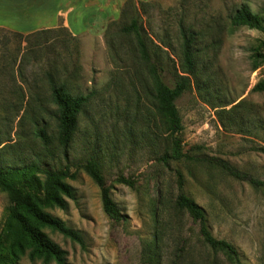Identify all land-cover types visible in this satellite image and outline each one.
<instances>
[{"label": "rangeland", "instance_id": "374dc122", "mask_svg": "<svg viewBox=\"0 0 264 264\" xmlns=\"http://www.w3.org/2000/svg\"><path fill=\"white\" fill-rule=\"evenodd\" d=\"M145 2L146 32L167 52L150 45L160 54L167 84L176 83L177 73L186 75L180 25L201 33L195 75L176 101L182 149L198 157L162 161L170 152L169 133L135 40L120 33L132 15L121 19L120 11L109 21L115 23L107 35L106 30L74 35L63 25L39 34L0 29V162L18 167L40 160L42 168L70 165L75 170L91 157L99 160L125 219L107 216L99 187L80 169L69 180L75 199L66 210L51 212L80 231L84 245L46 230L67 252L68 264H226L204 244L199 225L176 208L177 170L184 175L186 193L206 210L214 236L233 243L243 262L264 264L262 190L199 160L219 158L264 181V152L258 150L264 147V92L253 90L264 78V63L253 69L254 49L264 32L230 22L241 5L264 20V0ZM52 82L90 96L67 153L55 138ZM40 129L50 135L48 146L37 137ZM119 176L132 178L134 187L117 183ZM8 204L7 194L0 192V231ZM20 264L46 263L25 256Z\"/></svg>", "mask_w": 264, "mask_h": 264}, {"label": "trees", "instance_id": "16d2710c", "mask_svg": "<svg viewBox=\"0 0 264 264\" xmlns=\"http://www.w3.org/2000/svg\"><path fill=\"white\" fill-rule=\"evenodd\" d=\"M147 5L148 2L141 0L125 2L121 10V19L132 16L130 21L122 25L120 33L134 38L138 56L152 79L157 107L165 120L171 142L170 152L162 157V161L168 163L169 160L195 159L198 156H191L182 149L183 122L176 101L190 86L191 76L195 75L198 64V50L195 48L201 33L191 26L180 25L183 48L181 71L186 75H180L176 70L179 79L172 86L167 84L163 79L165 68L160 62V54L156 51L153 52L150 45L159 49L161 53L167 52L151 39L143 25L142 13ZM230 22L233 27L247 26V28L264 32V20L248 5L238 7L230 16ZM113 23L115 21L109 23L106 28V35L110 34ZM55 30L57 29H43L31 34ZM168 46L172 48L171 45L168 44ZM261 50H264V41L262 40L254 49L256 58L253 65L254 70L264 63V54ZM168 58L172 60L169 54ZM253 90L264 92V78L254 86ZM51 97L57 106L58 113L57 136L55 138L67 153L77 127L79 113L88 103L90 96L74 93L65 83L52 82ZM37 137L41 138L45 146H48L51 141L46 129H40L37 132ZM258 150L264 152V147H260ZM199 160L219 166L236 179L248 181L256 188H260L264 195V181L241 172L229 162L219 158L205 157H199ZM39 161L18 167H7L0 162V192L6 193L9 198V204L2 217L0 231V264H20L25 256L32 261L41 260L46 264L52 262L68 264L67 252L52 240L46 230L58 232L72 241L84 245L82 233L67 225L63 219L51 212L53 209L66 210L69 200L75 199L76 191L69 180L76 179L80 169L86 172L99 187L102 206L107 216L114 220L125 219L118 204L112 198V187L103 177L98 159L91 157L76 164L75 170L70 165L60 169L42 168ZM176 179L178 184L176 208L187 212L191 219L199 225V232L204 244L215 254H220L226 264H247L243 262L238 248L233 243L214 236L208 223L206 210L186 193L184 175L179 170H177ZM115 181L129 187L135 185L132 178L125 176H119Z\"/></svg>", "mask_w": 264, "mask_h": 264}, {"label": "crops", "instance_id": "0c3cea01", "mask_svg": "<svg viewBox=\"0 0 264 264\" xmlns=\"http://www.w3.org/2000/svg\"><path fill=\"white\" fill-rule=\"evenodd\" d=\"M126 1L0 0V29L31 34L63 25L74 35H99L119 16Z\"/></svg>", "mask_w": 264, "mask_h": 264}]
</instances>
